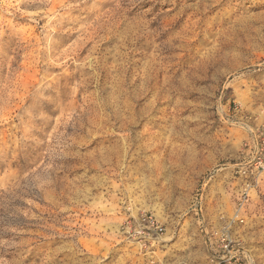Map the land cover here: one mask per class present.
<instances>
[{"label": "rangeland", "instance_id": "obj_1", "mask_svg": "<svg viewBox=\"0 0 264 264\" xmlns=\"http://www.w3.org/2000/svg\"><path fill=\"white\" fill-rule=\"evenodd\" d=\"M263 142L264 0H0V264H264Z\"/></svg>", "mask_w": 264, "mask_h": 264}, {"label": "built area", "instance_id": "obj_2", "mask_svg": "<svg viewBox=\"0 0 264 264\" xmlns=\"http://www.w3.org/2000/svg\"><path fill=\"white\" fill-rule=\"evenodd\" d=\"M255 160H257V170L261 169L264 171V142L261 148H257ZM136 226V234L144 240H152V237H159L164 232L163 226L153 217L142 216L136 221ZM224 242H228L225 244L226 248H228L230 246L229 241L224 239Z\"/></svg>", "mask_w": 264, "mask_h": 264}]
</instances>
